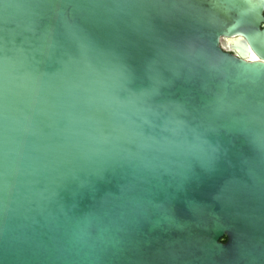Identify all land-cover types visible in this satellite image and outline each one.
<instances>
[{
	"label": "water",
	"instance_id": "1",
	"mask_svg": "<svg viewBox=\"0 0 264 264\" xmlns=\"http://www.w3.org/2000/svg\"><path fill=\"white\" fill-rule=\"evenodd\" d=\"M264 0H0V264H264Z\"/></svg>",
	"mask_w": 264,
	"mask_h": 264
},
{
	"label": "snow or ice",
	"instance_id": "2",
	"mask_svg": "<svg viewBox=\"0 0 264 264\" xmlns=\"http://www.w3.org/2000/svg\"><path fill=\"white\" fill-rule=\"evenodd\" d=\"M262 55H264V53H261ZM261 72H264V67H260V68H250V69H246L245 73H256L257 75H259Z\"/></svg>",
	"mask_w": 264,
	"mask_h": 264
}]
</instances>
